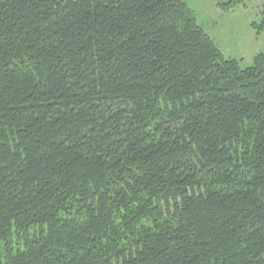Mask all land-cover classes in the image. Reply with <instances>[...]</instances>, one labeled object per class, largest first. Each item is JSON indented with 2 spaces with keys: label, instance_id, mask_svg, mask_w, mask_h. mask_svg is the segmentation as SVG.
<instances>
[{
  "label": "trees",
  "instance_id": "obj_1",
  "mask_svg": "<svg viewBox=\"0 0 264 264\" xmlns=\"http://www.w3.org/2000/svg\"><path fill=\"white\" fill-rule=\"evenodd\" d=\"M254 61L186 0H0V264H264Z\"/></svg>",
  "mask_w": 264,
  "mask_h": 264
},
{
  "label": "rangeland",
  "instance_id": "obj_2",
  "mask_svg": "<svg viewBox=\"0 0 264 264\" xmlns=\"http://www.w3.org/2000/svg\"><path fill=\"white\" fill-rule=\"evenodd\" d=\"M230 1L186 0L224 57L245 69L264 52V0H242L229 8Z\"/></svg>",
  "mask_w": 264,
  "mask_h": 264
}]
</instances>
